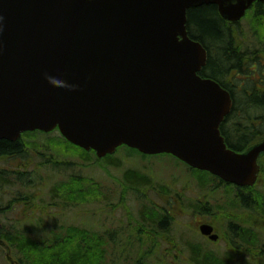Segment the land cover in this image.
I'll list each match as a JSON object with an SVG mask.
<instances>
[{"label":"water","instance_id":"1","mask_svg":"<svg viewBox=\"0 0 264 264\" xmlns=\"http://www.w3.org/2000/svg\"><path fill=\"white\" fill-rule=\"evenodd\" d=\"M264 0H0V141L55 130L97 159L127 147L252 186L264 140L227 149L229 92L199 75L207 54L187 12L214 5L229 23ZM212 228L202 225L203 236ZM4 246L3 243L0 242ZM10 264H18L9 254Z\"/></svg>","mask_w":264,"mask_h":264},{"label":"rangeland","instance_id":"2","mask_svg":"<svg viewBox=\"0 0 264 264\" xmlns=\"http://www.w3.org/2000/svg\"><path fill=\"white\" fill-rule=\"evenodd\" d=\"M262 18H257L256 14L251 12L238 26H230L234 38H238L241 42L242 48L240 50L258 56L262 65L259 66L260 69L257 72L254 71V68H247L246 66L243 69L232 71L229 78L233 79L234 85L243 84L248 89L247 91L258 95L264 92V86L256 90L255 87L259 83L254 81L259 77L264 82V38L261 37L264 36V22L261 24ZM247 59L249 60V56ZM257 73L260 74L257 76ZM240 78L245 81L240 82ZM254 83L257 85L255 86ZM233 91L239 100L240 92L235 88ZM240 109L241 105H238V110L240 111ZM260 123L261 120L256 121V124ZM53 135L56 134L53 133ZM59 155L60 157H67L64 153ZM66 160L74 164L79 162L74 156H68ZM40 162L39 159H35L28 167L23 163L11 160L0 161V168H8L9 170L19 168L23 171L28 167L26 169L28 172L33 169L38 171L41 168L36 167ZM112 163L119 166L107 168L108 173L104 172L105 168L102 169L98 166L84 168L73 166L60 172H53L44 167L43 170L39 171L40 175H37L42 185L38 189L39 198L33 202L36 209L30 212L21 205L11 208L12 211L4 214L3 218L0 219V227L8 222L14 223L18 229L35 236L37 231L35 227L36 229L37 227H44L51 230L69 224L85 225L102 235H110L107 236L109 247L105 256V264H132L134 259L138 260L140 257L139 252L141 250H139V242L135 239V229L141 220L140 214L144 211V213L155 216L153 217L152 229L156 228V218L162 214L167 215L170 221L167 226L168 232L158 239V247L155 248L152 243L146 242V246L143 248L145 252L153 254L149 260L151 264H193L192 254L199 256L198 250L203 255L202 258L212 259L210 260L211 263L208 261L209 264H214L215 261H222L221 264H264L241 262L236 257L233 260L226 259L224 255L227 249L222 243L215 245L206 242L194 231L198 229L201 222H208L213 226L223 223L224 228L229 222H224L222 215L216 214L217 210H214V207L209 210L207 206L197 201L201 200V196H203L204 185L207 184L210 187L214 183L208 175L192 176L184 165L168 155L142 157L126 148L119 149L112 158L105 159L103 166L108 167ZM261 168L262 179H264V160H262ZM126 169H135L147 175L153 180L152 185L142 187L140 190L135 187L137 191L134 192L124 189L117 182ZM72 175L88 178L97 183L100 186V192L107 197L106 202L84 204L80 206V209L68 211L55 208L48 209L46 205L50 201L49 190L54 185L66 181ZM214 191L215 189L211 190V192ZM212 195L215 200L218 199L215 194ZM4 200L6 201L8 198L5 197ZM230 202L229 207L231 208L233 203L237 204V199L233 197ZM230 210L234 211L235 207ZM244 218L246 219V217ZM5 255L6 250L0 247V264H9ZM10 256H12L11 253Z\"/></svg>","mask_w":264,"mask_h":264},{"label":"trees","instance_id":"3","mask_svg":"<svg viewBox=\"0 0 264 264\" xmlns=\"http://www.w3.org/2000/svg\"><path fill=\"white\" fill-rule=\"evenodd\" d=\"M256 8L258 9L256 17L261 19V12L263 13L261 6L256 5ZM262 22H264L263 18L261 24ZM230 26L219 17L217 8L213 5L201 6L188 11L187 30L189 36L207 49L209 54L215 56L213 59L211 57L208 59L206 68L199 75L204 79H211L219 83L230 92L234 99L230 114H261L256 117V121L261 120L258 126L264 127V93L258 95L252 92L250 98L241 94L242 98L238 100L235 93L223 82L231 70L241 69L242 62L241 56L232 48ZM238 105H241L240 111ZM256 131L258 132L257 136H261L259 131L263 132V129L256 128ZM129 151L138 154L135 151ZM60 153H64L67 157H60ZM68 156H74L79 162L74 164L67 161ZM112 157L107 156L98 160L93 152H84L68 144L59 134L53 135V133H24L15 142L0 141L1 162L11 160L30 167L33 160L39 159L41 162L37 164L36 168L43 170L46 167L53 172L65 171L73 166L82 168L98 166L102 169L105 168L104 172L108 173L107 168L119 166L114 163L108 167L103 166L104 160ZM26 169L22 171L19 168H15V170L0 168V219L7 212H11V208L19 205L26 207L30 212L36 209L33 202L40 196L38 189L42 184L37 176L40 175V170L33 169L28 172ZM188 171L192 176L208 175L205 172L191 169ZM152 182L153 180L142 172L126 169L117 183L124 189L134 192L137 191L135 187L140 190L142 187L152 185ZM5 197L8 200L5 201ZM49 199L50 201L46 205L48 209L68 211L80 209V206L84 204L104 203L107 197L100 192V186L93 180L72 175L66 181L54 185L49 190ZM140 217L141 220L135 229V239L139 242L141 252H139V259H134L132 264H151L149 260L153 254L145 252L143 248L146 246V242L152 243L157 248L158 239L168 232L167 226L170 221L167 215L162 214L156 218L157 226L152 229L155 216L142 211ZM16 228L14 223L8 222L6 225H2L0 227V242L10 249L13 259L17 258L19 264H105L106 262L105 256L109 247L108 234L102 235L85 225L69 224L51 230L44 227L36 229L35 227L37 230L35 236ZM198 252L199 256L192 254L193 264L211 263V258H202L203 255L199 250ZM221 263L223 262L215 261L214 264Z\"/></svg>","mask_w":264,"mask_h":264},{"label":"flooded vegetation","instance_id":"4","mask_svg":"<svg viewBox=\"0 0 264 264\" xmlns=\"http://www.w3.org/2000/svg\"><path fill=\"white\" fill-rule=\"evenodd\" d=\"M239 24L240 23H236L233 24V26H238ZM229 33L232 39V48L241 56V69L246 66L247 68H254V71L257 72L260 69L259 66L262 65L260 58L253 55V53H246L242 49L240 50V48H242L241 42L238 38H234L233 32L229 31ZM261 37L264 38V36ZM205 50L207 51L208 62L210 57L213 59L215 56L214 54H209L207 49ZM248 56L249 60L247 59ZM232 71L235 70H231L227 78L223 81L225 86L230 88L231 91L235 88L240 92V95L244 94L243 96L250 98L252 92L247 91L248 89H245L243 84L239 86L233 84L232 79L229 78ZM258 74L260 73H257V76ZM261 74L263 75V73ZM239 81L245 80L240 78ZM250 81L253 82V80ZM254 81L259 83L258 86L254 83L256 90L264 86V82H262L261 78L258 77ZM232 101L234 102V99ZM260 115L261 114H228L219 127L220 136L223 138L226 147L236 153H241L264 140V127H259L258 124H256V117ZM256 128L263 129V132L259 131V135L262 134L261 136H257L258 132ZM262 160H264V156L259 159L260 174L254 185L246 187L230 186L224 184L216 177L209 176L211 178L210 180L214 183L210 187L205 184L203 196H201V200H197L200 204L207 206L209 210L213 207L216 208V214H221L224 222L229 221L225 228L222 226L223 223L213 226L208 222H201V224L211 225L213 229L212 235L217 236L216 242H211L208 238L202 237L198 229L194 230L206 242L215 245H220V243H222L227 249L224 255L226 259L233 260V258L236 257L240 259L241 262L264 263V179H262L263 175L261 174ZM212 189H215V191L211 192ZM212 194H215L218 199L215 200ZM233 197L237 199V204L233 203L231 208L235 207V210L231 211L229 205ZM244 217H246V219Z\"/></svg>","mask_w":264,"mask_h":264},{"label":"bare ground","instance_id":"5","mask_svg":"<svg viewBox=\"0 0 264 264\" xmlns=\"http://www.w3.org/2000/svg\"><path fill=\"white\" fill-rule=\"evenodd\" d=\"M239 97L242 98L240 94H239Z\"/></svg>","mask_w":264,"mask_h":264}]
</instances>
